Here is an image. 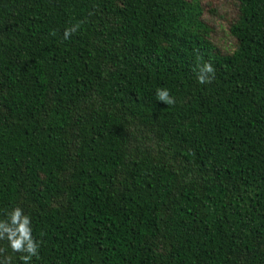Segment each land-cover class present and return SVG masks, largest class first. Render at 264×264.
<instances>
[{"label":"trees","instance_id":"1","mask_svg":"<svg viewBox=\"0 0 264 264\" xmlns=\"http://www.w3.org/2000/svg\"><path fill=\"white\" fill-rule=\"evenodd\" d=\"M232 1L222 52L201 0H0V221L31 217L30 264H264V0Z\"/></svg>","mask_w":264,"mask_h":264},{"label":"clouds","instance_id":"2","mask_svg":"<svg viewBox=\"0 0 264 264\" xmlns=\"http://www.w3.org/2000/svg\"><path fill=\"white\" fill-rule=\"evenodd\" d=\"M80 24L68 27L64 31V38L69 39L79 30ZM54 34V33H53ZM211 74V75H210ZM215 76V68L212 63L206 62L199 66L197 76L200 84L211 83ZM157 100L173 105L175 98L171 96L170 90L158 88ZM6 239L13 252L24 253L20 259L23 264H30L33 257H39V244L32 235L31 217L25 215L23 209L15 207L8 213V219L0 221V240ZM3 249H0L2 252Z\"/></svg>","mask_w":264,"mask_h":264},{"label":"rangeland","instance_id":"3","mask_svg":"<svg viewBox=\"0 0 264 264\" xmlns=\"http://www.w3.org/2000/svg\"><path fill=\"white\" fill-rule=\"evenodd\" d=\"M203 6V20L212 29L213 43L222 52L233 49L232 39L229 37L228 28L235 19L236 3L232 0H201Z\"/></svg>","mask_w":264,"mask_h":264}]
</instances>
